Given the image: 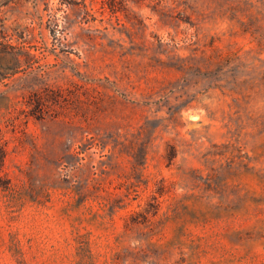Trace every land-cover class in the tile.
Here are the masks:
<instances>
[{"label": "rangeland", "instance_id": "1", "mask_svg": "<svg viewBox=\"0 0 264 264\" xmlns=\"http://www.w3.org/2000/svg\"><path fill=\"white\" fill-rule=\"evenodd\" d=\"M73 1L0 0V264H264V0Z\"/></svg>", "mask_w": 264, "mask_h": 264}, {"label": "trees", "instance_id": "2", "mask_svg": "<svg viewBox=\"0 0 264 264\" xmlns=\"http://www.w3.org/2000/svg\"><path fill=\"white\" fill-rule=\"evenodd\" d=\"M61 3H67V4H77L79 2H75L73 0H60ZM84 5H85V1L83 0L82 2ZM86 6V5H85ZM0 33L2 34L1 36V39H0V52H4V53H7V54H11L13 56V58H6L8 59V61H11L12 62V66L11 68H8V67H3L2 64L0 63V81H5V80H11L13 78V76L17 73L16 71V67L19 66V64L21 63V59L18 58V55L15 54V53H10L9 51H7V47L10 46L9 44V40L11 38H6L7 37V34H6V31H5V28L3 27L2 25V30H0ZM2 59H5V58H0V62ZM8 69H13L11 70V72H6V70ZM32 99H31V98ZM51 97L49 96L46 92H45V88L43 87H40V88H36V89H33L31 90L30 94H29V98L28 99V103H32L30 101H34L35 102V105L34 107H38L40 106L41 104H43L44 101H48V98ZM5 149L3 147V145L1 144L0 142V179H1V172H2V168H3V164H4V159H5Z\"/></svg>", "mask_w": 264, "mask_h": 264}]
</instances>
